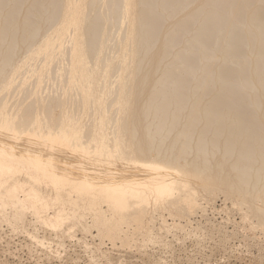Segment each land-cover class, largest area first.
<instances>
[{
  "label": "bare ground",
  "instance_id": "bare-ground-1",
  "mask_svg": "<svg viewBox=\"0 0 264 264\" xmlns=\"http://www.w3.org/2000/svg\"><path fill=\"white\" fill-rule=\"evenodd\" d=\"M200 191L264 230V0H0L1 228L129 248Z\"/></svg>",
  "mask_w": 264,
  "mask_h": 264
},
{
  "label": "rangeland",
  "instance_id": "rangeland-1",
  "mask_svg": "<svg viewBox=\"0 0 264 264\" xmlns=\"http://www.w3.org/2000/svg\"><path fill=\"white\" fill-rule=\"evenodd\" d=\"M199 194L207 210L187 218L155 216V226L137 233L129 248L112 249L109 241L102 243L96 229H90V216L80 217L87 227L73 226L72 237H65L46 228L37 231L29 214L25 227L51 243V254L32 245L22 227L11 233L3 225L0 264H264V230L253 227L257 220L243 217L239 206L222 193ZM163 217L168 224L175 219L176 225L161 229Z\"/></svg>",
  "mask_w": 264,
  "mask_h": 264
}]
</instances>
